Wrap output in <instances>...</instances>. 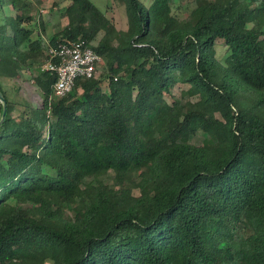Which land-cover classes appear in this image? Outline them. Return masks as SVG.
<instances>
[{"label": "trees", "instance_id": "obj_1", "mask_svg": "<svg viewBox=\"0 0 264 264\" xmlns=\"http://www.w3.org/2000/svg\"><path fill=\"white\" fill-rule=\"evenodd\" d=\"M64 1L49 44L97 40L103 72L54 98L41 71V106L14 115L2 79L43 61L48 22L0 0V264H264V0H191L186 19L178 0H115L126 33Z\"/></svg>", "mask_w": 264, "mask_h": 264}, {"label": "rangeland", "instance_id": "obj_2", "mask_svg": "<svg viewBox=\"0 0 264 264\" xmlns=\"http://www.w3.org/2000/svg\"><path fill=\"white\" fill-rule=\"evenodd\" d=\"M97 8L104 12L109 19L112 20L115 30L126 33L128 30V20L126 14V8L123 4L116 2L115 0H91ZM32 8L31 13L33 16L37 17V22L41 21L48 22V26L45 31H42L40 27L35 28V34L33 39L39 37L43 40L45 47L49 43L50 38L57 32H59L63 27L68 24V20L62 18V11L58 10L57 6L65 7L66 2L64 0H31ZM147 4L148 2L145 1ZM195 7L194 2L191 0H178L177 4L174 6V14L180 19L188 18L190 12ZM5 14H10L11 9L5 8ZM42 33V34H41ZM43 36L45 39H43ZM98 41H93L92 44L97 45ZM217 59L224 64L226 58L228 57V49L224 46L222 40L217 41ZM46 59V53L43 61L37 62L30 68L22 69L17 72L16 78L14 79H2V88L8 99L15 105L14 115H18L25 108V106L40 107L43 101L41 91L37 88L35 84V78L42 71L43 64ZM39 63V64H38ZM104 65L99 69L102 73ZM188 85H183L175 88V95L180 96L181 91L186 90ZM105 91L106 88H105ZM170 100V97L168 96ZM193 101L196 98L192 99ZM202 135L199 132L195 137L191 138L190 142L194 145L200 146L202 143ZM106 184L112 186L114 183V174L109 173L106 176L100 178ZM136 179L131 178L126 183L127 185L133 183ZM135 196H139L137 189L134 190Z\"/></svg>", "mask_w": 264, "mask_h": 264}, {"label": "built area", "instance_id": "obj_3", "mask_svg": "<svg viewBox=\"0 0 264 264\" xmlns=\"http://www.w3.org/2000/svg\"><path fill=\"white\" fill-rule=\"evenodd\" d=\"M47 46V61L42 71L54 73V98L66 97L80 78L91 79L99 71L104 59L93 44L85 40L65 41L57 47Z\"/></svg>", "mask_w": 264, "mask_h": 264}, {"label": "water", "instance_id": "obj_4", "mask_svg": "<svg viewBox=\"0 0 264 264\" xmlns=\"http://www.w3.org/2000/svg\"><path fill=\"white\" fill-rule=\"evenodd\" d=\"M0 102L3 104V113H2V118H1V121H0V128H1L2 124H3L4 121H5V117H6V114H7V108H8L7 101H6V99L3 97L2 94H0Z\"/></svg>", "mask_w": 264, "mask_h": 264}, {"label": "crops", "instance_id": "obj_5", "mask_svg": "<svg viewBox=\"0 0 264 264\" xmlns=\"http://www.w3.org/2000/svg\"><path fill=\"white\" fill-rule=\"evenodd\" d=\"M10 14H11V13H10ZM10 14H7V15H10ZM41 34H42V33H41ZM43 39H45L44 36H43Z\"/></svg>", "mask_w": 264, "mask_h": 264}]
</instances>
